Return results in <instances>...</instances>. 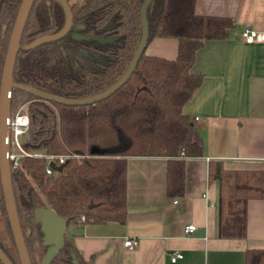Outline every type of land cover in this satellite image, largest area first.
I'll list each match as a JSON object with an SVG mask.
<instances>
[{
    "label": "trees",
    "instance_id": "trees-1",
    "mask_svg": "<svg viewBox=\"0 0 264 264\" xmlns=\"http://www.w3.org/2000/svg\"><path fill=\"white\" fill-rule=\"evenodd\" d=\"M19 1L0 0V71ZM66 1L71 13L69 30L59 38L29 46L32 38L56 31L63 21L55 0L32 1L11 79L60 96L81 97L105 88L127 65L140 32L141 0ZM193 3L150 0L145 9V44L155 36L175 37V56L165 59L142 50L126 80L100 100L67 105L10 87L9 111L27 102L22 148L66 156L49 175L43 171V157L21 155L9 167L30 264H40L45 248L39 224L32 217L34 207H48L66 223L124 222L126 156L165 157V194H182L183 159L202 155L193 118L181 109L201 80L190 66L203 41L225 38L232 24L227 17L195 13ZM91 148L96 152L91 153ZM206 169L207 179L217 183L216 235L242 237L246 200L264 199V168L225 169L220 160L209 159ZM0 249L13 264H19L1 188ZM48 264L90 262L63 234V244ZM243 264H264V242L259 248L245 249Z\"/></svg>",
    "mask_w": 264,
    "mask_h": 264
},
{
    "label": "crops",
    "instance_id": "crops-1",
    "mask_svg": "<svg viewBox=\"0 0 264 264\" xmlns=\"http://www.w3.org/2000/svg\"><path fill=\"white\" fill-rule=\"evenodd\" d=\"M200 15L223 16L231 27L223 39H207L190 70L201 77L182 105L193 118L202 155L183 159V190L164 189L165 157H125V219L122 224L69 221L64 234L90 264H243L247 248L264 242V199L248 198L242 237L216 235L217 183L207 161L225 169L264 168V41L244 42V26L264 31V0H194ZM147 55L172 59L176 38L155 36ZM186 224H193L184 232ZM124 238H134L131 248ZM179 252L173 261L169 257Z\"/></svg>",
    "mask_w": 264,
    "mask_h": 264
},
{
    "label": "water",
    "instance_id": "water-1",
    "mask_svg": "<svg viewBox=\"0 0 264 264\" xmlns=\"http://www.w3.org/2000/svg\"><path fill=\"white\" fill-rule=\"evenodd\" d=\"M32 1L33 0L19 1L7 38L0 71V188L2 193L4 210L19 264H30V261L23 241L22 232L18 223V218L14 206L13 195L9 180V167L6 156L7 144L5 141V118L9 110L8 97L10 87H16L43 100H49L67 105L87 104L106 97L126 80V78L133 70L139 54L145 46L147 38V23L145 18V9L148 3L150 2V0H141L139 4V36L127 65L125 66L123 71L118 75V77L98 92L81 97H64L47 92L45 90L38 89L28 84L14 82L11 79V71L19 44L20 33ZM55 1L59 4L62 11L63 21L61 26L52 33L41 34L32 38L28 42L29 46L36 45L45 41L54 40L63 36L69 30L71 25V13L67 1ZM90 152H96V149L91 148ZM32 217L39 224V229L42 232L41 244L45 246L42 256L40 258V264H48L49 260L57 253V251L63 244V234L66 225V220L62 216L56 214L50 208L44 206L34 207L32 209ZM0 262L2 264H13L1 249Z\"/></svg>",
    "mask_w": 264,
    "mask_h": 264
},
{
    "label": "built area",
    "instance_id": "built-area-1",
    "mask_svg": "<svg viewBox=\"0 0 264 264\" xmlns=\"http://www.w3.org/2000/svg\"><path fill=\"white\" fill-rule=\"evenodd\" d=\"M240 38L244 42H253V41H264V31L255 30L250 28L249 26H244L239 33ZM5 141L7 144V161L8 167H13L17 164L18 158L21 155H31L43 157L45 160V164L43 167V171L45 174H54V167L61 164L66 158L64 155H54V154H41L38 152L29 153L26 152L21 146V136L24 134L27 128V114L24 103L19 104L15 107V109L10 112L8 110V114L5 118ZM82 216H80V219ZM194 228L193 224H186L183 228V231L190 232ZM123 245L126 247H133L135 245L134 238H124L122 241ZM181 254L179 252H174L169 259L173 261L175 258L180 257Z\"/></svg>",
    "mask_w": 264,
    "mask_h": 264
},
{
    "label": "rangeland",
    "instance_id": "rangeland-1",
    "mask_svg": "<svg viewBox=\"0 0 264 264\" xmlns=\"http://www.w3.org/2000/svg\"><path fill=\"white\" fill-rule=\"evenodd\" d=\"M21 101H22V100H21ZM21 103H24V106H26V103H27V102H26V101H22V102L18 103V105L21 104ZM18 105H17V106H18ZM10 112H12V111H10Z\"/></svg>",
    "mask_w": 264,
    "mask_h": 264
},
{
    "label": "flooded vegetation",
    "instance_id": "flooded-vegetation-1",
    "mask_svg": "<svg viewBox=\"0 0 264 264\" xmlns=\"http://www.w3.org/2000/svg\"><path fill=\"white\" fill-rule=\"evenodd\" d=\"M68 4V3H67Z\"/></svg>",
    "mask_w": 264,
    "mask_h": 264
}]
</instances>
